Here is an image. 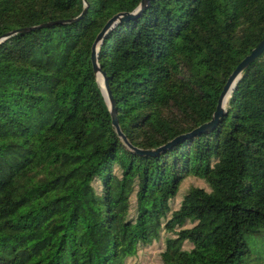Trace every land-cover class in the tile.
I'll return each instance as SVG.
<instances>
[{"label": "trees", "instance_id": "16d2710c", "mask_svg": "<svg viewBox=\"0 0 264 264\" xmlns=\"http://www.w3.org/2000/svg\"><path fill=\"white\" fill-rule=\"evenodd\" d=\"M0 0V264H246L264 236V0H151L104 39L116 132L91 59L141 0ZM43 23L46 26L37 27Z\"/></svg>", "mask_w": 264, "mask_h": 264}, {"label": "water", "instance_id": "95a60500", "mask_svg": "<svg viewBox=\"0 0 264 264\" xmlns=\"http://www.w3.org/2000/svg\"><path fill=\"white\" fill-rule=\"evenodd\" d=\"M84 3H85V8L79 16H77L73 19L62 20V21H57V22H61V23L72 22V21H75V20H78V19L84 17V15L86 14V11H87V7H88V1L84 0ZM150 3H151V0H141L140 4L137 6V8L134 11H123V12H119V13H116L115 15H113L106 22V24L103 26L101 31L98 33V35H97V37L93 43L92 53H91V59H92V63H93L94 72L97 76V81L100 84L101 90H102L103 95L105 97V100L108 104L110 114L112 117V124L115 127L116 132L122 138L123 142L127 146H129L132 150L136 151L137 153L145 154V155L158 154L159 152L165 150L168 146H170L174 142L180 140L181 138L185 137L186 135H181L179 137H176L170 143L163 145V146H160V147H157V148H154V149H141V148L134 147L130 143L127 136L123 133V131L121 129L119 119H118V115H117L116 102H115L114 96L112 94L110 85H109L107 74L102 69V67L99 63V51H100L101 45L104 42V39L118 24H120L123 21H126V20H129L131 18L136 17L138 14L145 11L147 9V7H149ZM48 24H50V23H43L41 25H38L37 27L46 26ZM35 28H36V26L24 27V28L14 29L12 31H9L6 34L0 36V43H2L3 41L8 39L9 37H11V36H13L19 32H27V31L35 29ZM263 53H264V39L255 48H253V50L238 64L236 69L229 76V78H228V80L224 86V89L220 94L218 104H217V108H216L215 112L213 113L212 118L209 121L201 124L199 127H197L190 134L208 132V131H211L212 129H214L218 125L221 118L227 113V106L229 104L230 98H231L234 90L236 89L237 84H238L239 80L241 79L243 72L251 65V63H253L255 60L260 58ZM99 75H101V77L103 78V84H101V82H100Z\"/></svg>", "mask_w": 264, "mask_h": 264}, {"label": "rangeland", "instance_id": "374dc122", "mask_svg": "<svg viewBox=\"0 0 264 264\" xmlns=\"http://www.w3.org/2000/svg\"><path fill=\"white\" fill-rule=\"evenodd\" d=\"M250 255L246 260V264H264V236L258 239H250ZM156 250H146L141 252L136 259L135 263L132 264H156L157 258Z\"/></svg>", "mask_w": 264, "mask_h": 264}, {"label": "bare ground", "instance_id": "6f19581e", "mask_svg": "<svg viewBox=\"0 0 264 264\" xmlns=\"http://www.w3.org/2000/svg\"><path fill=\"white\" fill-rule=\"evenodd\" d=\"M99 79H100L101 84H103V78L101 77V75H99Z\"/></svg>", "mask_w": 264, "mask_h": 264}]
</instances>
